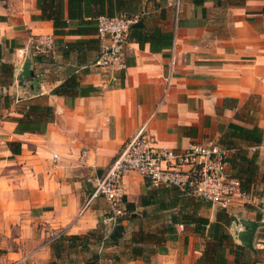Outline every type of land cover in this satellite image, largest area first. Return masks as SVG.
Listing matches in <instances>:
<instances>
[{"label":"crops","instance_id":"0c3cea01","mask_svg":"<svg viewBox=\"0 0 264 264\" xmlns=\"http://www.w3.org/2000/svg\"><path fill=\"white\" fill-rule=\"evenodd\" d=\"M176 1L135 0L141 38L148 39L141 45L130 40L124 68L112 71L94 65L101 42H76L96 33L54 34L52 22L37 17L36 0H0V63L12 67L6 79L0 71V264H49L59 233L92 230L102 240L81 254L87 259L96 252L94 264H197L205 237L191 225L152 244L156 251L148 260L130 257L131 246L122 244L163 212L141 206V197L155 190L166 198L172 187L154 188L130 171L122 185L125 201L135 205L133 217L106 227L103 198L80 212L92 189L86 177L104 170L145 122L157 144L176 149L218 142L229 124L261 131L259 143L229 138L228 158L235 157L229 172L237 177L247 163L236 153L257 152L251 201L230 213L259 223L253 249H246L264 264V0ZM26 59L29 73L19 78ZM71 76L79 87L66 95L51 92ZM28 103L52 106L54 118L44 131H16ZM217 208L200 213L212 221ZM239 230L231 220L228 231L242 245ZM225 258L233 264L231 254Z\"/></svg>","mask_w":264,"mask_h":264},{"label":"trees","instance_id":"16d2710c","mask_svg":"<svg viewBox=\"0 0 264 264\" xmlns=\"http://www.w3.org/2000/svg\"><path fill=\"white\" fill-rule=\"evenodd\" d=\"M36 7L40 11L37 16L39 19L52 22L54 34L92 35L96 33L97 35V18L99 16L118 15L136 20L135 23L130 25L129 41L136 39L141 45L142 40L146 41L148 39L147 37L141 38L140 32L143 30L144 25L136 24L142 21V17H135L137 10L135 0H36ZM170 37L172 38L171 32ZM95 41L101 42L98 36L96 39L88 38L76 42L89 44ZM100 49L99 44V53L96 59L100 54ZM0 71L5 76V79L9 73L12 75V67L8 63H0ZM77 87H79L78 82L71 76L53 88L51 92L53 94L66 95ZM5 98L8 99V96L6 95ZM6 106H8L7 102ZM25 109L22 117L16 120L17 132L44 131L47 123L54 118V110L52 106L47 104L28 103ZM228 128V131L223 134L218 143L230 149L233 145L229 140L231 137L245 138L251 143H259L262 140L261 131L256 127L249 129L235 124H229ZM11 144L19 146L17 143L10 142ZM236 157L245 160L247 163L245 167L240 166L237 168L238 172H236V176L241 182L242 189L250 192V185L256 171L255 163L257 152H253L249 157L242 153H236ZM234 159L235 157L228 158V163L233 164ZM241 173H244L245 177L241 176ZM165 192L168 193V197L166 198H157L155 190L153 192L150 190L148 195L141 197V206L145 207L154 204L156 211L166 213L167 222L163 226L161 225L156 233L148 232L145 234L144 231L139 230L133 234L130 238V257H143L144 260H148L149 255L156 251L155 247L163 243L167 237H172L176 232V227L181 224L183 227L191 225L196 233L205 237L204 248L196 260L197 264H226V252L233 256V264L258 263L245 246L234 242L233 237L229 233L228 227L230 226L232 218L230 211L217 208L215 219L211 221L208 216L200 213L202 208H209L211 206L209 202L174 187L172 189L168 188ZM134 209V203L125 201V212L118 217L117 222L120 223L122 219L133 217L130 211L133 212ZM139 235L140 237H138ZM147 238H152L153 242H150L155 247L145 248L144 243L148 241ZM100 240H102V235L98 234L97 230L88 231L81 235H64L63 233H59L58 237L51 244V248L54 257H56L66 248L77 249L82 252L89 251L92 242H99ZM107 240L109 243L111 242L108 238ZM146 250L150 251L149 255L145 254ZM98 260L99 255L95 252L89 258L85 259L84 264H94Z\"/></svg>","mask_w":264,"mask_h":264},{"label":"built area","instance_id":"2783aa9c","mask_svg":"<svg viewBox=\"0 0 264 264\" xmlns=\"http://www.w3.org/2000/svg\"><path fill=\"white\" fill-rule=\"evenodd\" d=\"M135 22L118 15L97 18L101 49L95 66L112 71L124 68L129 29ZM44 40L50 41L48 37ZM146 125L147 122L138 128L104 170L86 177L92 189L80 212L96 199L103 198L108 207L102 223L115 225L124 212L122 178L130 171L139 173L154 188L174 187L231 212L251 201L250 192L243 190L240 180L229 172L230 148L213 140L194 141L183 149L159 145L146 133ZM85 155L83 150L81 157ZM182 227L178 225L179 229Z\"/></svg>","mask_w":264,"mask_h":264},{"label":"rangeland","instance_id":"374dc122","mask_svg":"<svg viewBox=\"0 0 264 264\" xmlns=\"http://www.w3.org/2000/svg\"><path fill=\"white\" fill-rule=\"evenodd\" d=\"M128 42H129V40L127 41V45H128ZM127 45H126V48L124 50V54L127 50ZM165 214L166 213H158L156 215L155 220H149L148 226H144V230H146V231H144V233L145 234L148 232H150V233L155 232L156 233L160 229L161 225L163 226V224H166L167 215H165ZM136 221L137 220H135V222ZM117 223L118 222H116V224ZM139 224L140 223H136V225H139ZM105 226L108 228H112L114 225L113 226L105 225ZM138 237H140V235ZM147 239H148V241L146 243H144L145 248H153V245H152L153 243L150 242V241H152V238L151 239L147 238ZM126 241H129V239L127 238V239L122 241L123 246L124 247H130L131 245L129 243H127ZM81 253H82V251H80V250L66 248L60 253V255H58L56 257H54V255H53L52 261H50L51 262L50 264H84L85 259L83 258V255ZM90 254H93V253H90ZM90 254H88L87 256L90 257L91 256ZM145 254L149 255L150 251L146 250Z\"/></svg>","mask_w":264,"mask_h":264},{"label":"water","instance_id":"95a60500","mask_svg":"<svg viewBox=\"0 0 264 264\" xmlns=\"http://www.w3.org/2000/svg\"><path fill=\"white\" fill-rule=\"evenodd\" d=\"M140 24V22L136 23ZM29 65L30 61L26 59L22 65V70L18 74L19 78L26 77L29 73ZM231 220L240 226V230L236 234V238H238L242 245L246 248L252 250L253 249V236L257 226L259 225L258 222L254 220H248L243 218H238L235 215H232Z\"/></svg>","mask_w":264,"mask_h":264}]
</instances>
